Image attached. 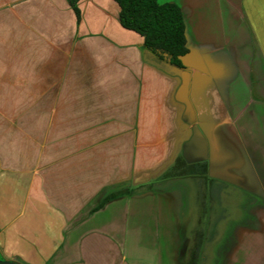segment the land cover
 Instances as JSON below:
<instances>
[{
  "label": "crops",
  "instance_id": "1",
  "mask_svg": "<svg viewBox=\"0 0 264 264\" xmlns=\"http://www.w3.org/2000/svg\"><path fill=\"white\" fill-rule=\"evenodd\" d=\"M159 3L181 68L114 0H0L1 259L264 264V0Z\"/></svg>",
  "mask_w": 264,
  "mask_h": 264
},
{
  "label": "trees",
  "instance_id": "2",
  "mask_svg": "<svg viewBox=\"0 0 264 264\" xmlns=\"http://www.w3.org/2000/svg\"><path fill=\"white\" fill-rule=\"evenodd\" d=\"M77 10L81 0H68ZM119 8L121 25L143 37L144 48L161 61L181 68L187 52L185 25L181 10L159 0H114ZM115 193L110 198L119 195Z\"/></svg>",
  "mask_w": 264,
  "mask_h": 264
},
{
  "label": "water",
  "instance_id": "3",
  "mask_svg": "<svg viewBox=\"0 0 264 264\" xmlns=\"http://www.w3.org/2000/svg\"><path fill=\"white\" fill-rule=\"evenodd\" d=\"M0 264H22V263L13 261V260H5V259L0 258Z\"/></svg>",
  "mask_w": 264,
  "mask_h": 264
}]
</instances>
